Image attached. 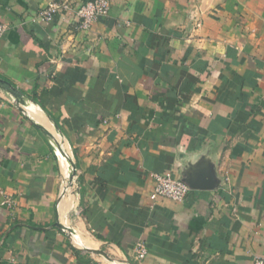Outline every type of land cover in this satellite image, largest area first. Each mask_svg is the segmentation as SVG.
Instances as JSON below:
<instances>
[{
  "label": "crops",
  "instance_id": "crops-1",
  "mask_svg": "<svg viewBox=\"0 0 264 264\" xmlns=\"http://www.w3.org/2000/svg\"><path fill=\"white\" fill-rule=\"evenodd\" d=\"M48 2L0 0V264L264 257V0ZM199 157L218 188L150 200Z\"/></svg>",
  "mask_w": 264,
  "mask_h": 264
},
{
  "label": "built area",
  "instance_id": "built-area-1",
  "mask_svg": "<svg viewBox=\"0 0 264 264\" xmlns=\"http://www.w3.org/2000/svg\"><path fill=\"white\" fill-rule=\"evenodd\" d=\"M109 7V0H89L80 3L75 8H72L67 0H49L47 5L38 11L35 20L40 23H49L58 14L72 10L75 17L74 29L86 31L98 18L108 15ZM6 29L7 26L0 23V40ZM149 177L153 181V188L150 194L151 201L154 202L158 198H166L177 203L184 201L189 188L184 182L175 178L171 172L150 173ZM4 203L7 205L10 204L8 200H5ZM134 253L137 260H142L146 255L144 244L141 242L137 243L134 248ZM7 264L19 263L11 257L8 259ZM251 264H264V257H255Z\"/></svg>",
  "mask_w": 264,
  "mask_h": 264
},
{
  "label": "water",
  "instance_id": "water-1",
  "mask_svg": "<svg viewBox=\"0 0 264 264\" xmlns=\"http://www.w3.org/2000/svg\"><path fill=\"white\" fill-rule=\"evenodd\" d=\"M181 181L189 189L213 190L220 186V179L217 177L215 166L204 160V157H199L193 163L186 164L182 171Z\"/></svg>",
  "mask_w": 264,
  "mask_h": 264
}]
</instances>
